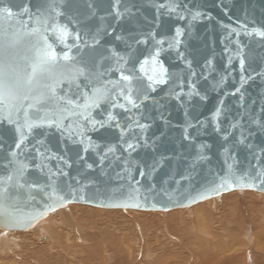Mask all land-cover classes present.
<instances>
[{"label":"water","instance_id":"obj_1","mask_svg":"<svg viewBox=\"0 0 264 264\" xmlns=\"http://www.w3.org/2000/svg\"><path fill=\"white\" fill-rule=\"evenodd\" d=\"M4 6L13 10V23L28 20L15 15L27 7L33 16L42 9L49 28L65 27L66 44L48 36L57 53L73 57L61 61L69 70L111 69L103 79L117 81L122 65L124 74L141 77L142 94L132 96L138 107L120 96L116 107L89 108L85 115L103 127L76 116L61 127L41 121L24 130L19 149L16 125L0 123V176L11 170L4 165L13 151L28 165L25 187L9 193L23 222L0 221L2 229L30 230L53 212L44 208L53 184L61 195L75 192L55 210L81 203L168 211L234 189L264 193V36L254 31L264 32V0H0ZM156 48L162 50L153 64ZM161 65L166 82L149 81ZM217 108L221 114L213 119ZM225 176L232 186L210 191ZM38 212L43 215L28 219Z\"/></svg>","mask_w":264,"mask_h":264},{"label":"snow or ice","instance_id":"obj_2","mask_svg":"<svg viewBox=\"0 0 264 264\" xmlns=\"http://www.w3.org/2000/svg\"><path fill=\"white\" fill-rule=\"evenodd\" d=\"M52 10L54 11L55 8ZM37 13L38 15L33 16L25 7L15 15H27L28 20L16 19L13 23V10L8 6L0 7V21L7 25H0V123L6 121L16 125V131L20 136L19 141L15 144L17 149L26 139L24 130L31 132L33 127L38 126L41 121L61 127L65 120L76 116L91 123L93 128L97 124L103 127V122L92 121L89 116L85 115L89 108L100 107L104 102L116 107L120 96L133 107H138L132 96L133 93L137 96L142 94V85L139 83L141 77L132 70H129L132 71V74H124L122 65L116 69L120 72V80L117 81L103 79L111 69L94 72L84 66H73L69 70L61 64V61H70L73 60V57L70 56L69 51L62 54L57 53L48 36L49 32L54 33L56 40L66 44L68 30L57 24H53L49 28V17L42 9L38 8ZM29 24L35 26L29 27ZM254 31L258 35L264 36V32ZM177 35H179V30H177ZM24 37L27 39L23 49H18L17 46L20 45ZM76 38L79 39V36ZM157 43L162 45L163 41H157ZM171 46L170 44L169 47ZM161 50V48H156L155 52L151 54L153 64L157 63L156 57L160 55ZM147 62L146 58L144 63ZM117 63L119 64V61ZM240 63L243 65V59ZM141 71H143V65H141ZM166 72L167 70L161 65L158 76H149L148 79L153 83H165ZM243 79L241 77V80ZM85 81L86 83H84ZM133 81H137V83L134 84ZM116 89H119V92L113 95ZM80 98L85 101L83 105L78 103ZM119 107L124 108L125 105L121 104ZM78 109H83V111H77ZM221 111V108H217L213 119H216ZM111 119L113 117L109 114V120ZM116 126L119 127L118 124ZM139 127L143 129L147 126L139 125ZM128 148L132 149L134 145L128 143ZM9 165H12L11 170L6 175L0 176V221L5 222L7 226H12L13 223L19 224L23 221L15 217L13 211L15 204L9 193L12 188L25 187L24 176L28 165L16 159L14 151L11 153V159L4 165L5 169H8ZM35 186L29 185V187ZM49 186L52 188V192L48 194V199L52 203H45V210L51 208L54 211L56 203L62 204L66 197L75 194L74 190L70 189L61 195V190L54 184ZM231 186L229 178L225 176L221 177L220 183L214 184L210 191L219 192L221 189ZM134 191H138V189H134ZM39 215H43V213L38 212L28 219L34 220Z\"/></svg>","mask_w":264,"mask_h":264},{"label":"bare ground","instance_id":"obj_3","mask_svg":"<svg viewBox=\"0 0 264 264\" xmlns=\"http://www.w3.org/2000/svg\"><path fill=\"white\" fill-rule=\"evenodd\" d=\"M237 194H228V195L226 194V196L224 198V202L222 203V206L218 202L219 200L217 201V198H216L211 203L210 207H206V206H203L201 204H195V205L190 206V208L188 210H184V207L182 209H178V210L172 209L173 210L172 212H170L168 210L169 214L164 213L165 214L164 216H160V214H143V215H140V216H144L145 219L147 218V220L149 219L150 222L149 221L148 222L150 225L148 226V224L147 225L135 224L136 225L135 226L133 223L134 226L129 225V227H132V230L130 231L131 233L137 232V234H136V236L138 235L137 240H138V242H140V240H141L142 245L137 246L138 242L137 243L134 242L133 244L130 243L129 238L127 239V243H126V240H122V239L121 240L119 239L120 242L118 241L119 247H118L117 251H115V252L123 253V254H124V252H126L127 256H128V258H126V260L120 259L121 258L120 255L117 254V256H118L117 260L113 261L112 259L115 257L110 259L112 255H110V253L107 254L106 252H104V254H103V251L101 249V250H98L99 252H97L96 257L93 256V259L96 261H93L91 256H90V258L86 259L88 257V255L86 254L87 256H85V255L81 256V254H79L80 253V251H79V253H77V256L79 254V258L77 260H76V257L74 259V256H73V259H72L73 264H96V262L98 264H186L188 259L186 260V262H183V263L180 260L173 259L176 254H174V255H171V254L173 252L177 251L178 248L182 252L187 251L190 254H192V256L188 255L189 257L191 256L190 258H192V257L195 258V256H197V257L200 256L199 259H201V260H199V262L200 261L201 262L200 263L198 262V264H239V262L242 263L246 258H247L248 264H255V263L264 264V256L261 255L260 253H258L260 250H261L260 251L261 253L264 252V228H261V229L258 228L257 234L254 237L250 236L252 234L251 233L252 228H250L249 226H247L245 228V233H246L245 237H243V240L240 241L241 244L243 245L242 250L244 249V251H246L245 255L243 254V251H242L243 255L241 254L240 248L238 250H233V249H230L229 246L225 247V245L228 243H225L223 240L218 238V219L221 220V218L224 216V218H226V219H232L233 220V218L235 217V214H236V208L233 205L234 204H240V203L242 204V202H244V200L246 202L247 197L251 196V194H247L246 196H240ZM227 204H228V208L226 207ZM221 208H224L226 211L224 214L222 213L221 215H219ZM59 209H61V208H59ZM59 209L48 213L44 218L39 220L36 223V225L32 228V229H34L33 232H34L35 236L34 235L33 236L35 237L34 238L35 240H31V241L28 240L27 241V243L30 241V243L28 244V249L31 251V253L34 254L33 256H35V254H37V252L43 248V245L45 242L40 241V239L43 237H46L48 235L50 236L48 242H51V245L56 246V248L60 250V252L57 250V253L55 255H49L47 257H43V260L40 261L41 264H47L49 262L48 260H50L52 262V264L60 263L61 262L60 256H61V254H63V250H64V248L62 249V247L64 246L63 244L70 242L76 236H77L76 237L77 241L78 240L83 241V240H81V237H82L81 232H83V230L77 229L78 226L76 225V222L73 219V216L71 215V213H68L65 210H62L63 208L61 209V211ZM58 211H60V212H58ZM80 211L83 212L86 216L88 215L87 217H89L90 214H92L93 216H94V214H98V215L100 214L101 215L102 212L112 214V212H107V210L89 208V207H82V208H80ZM255 211H257L258 215L261 214V216L264 217V209H257V207H255ZM113 213H114V211H113ZM118 213H120V212H118ZM245 213H246V211H245ZM116 214H117V212H116ZM123 216L126 217L127 215L122 214V216H120V217H123ZM108 217H110V216H108ZM236 217H237V215H236ZM90 218L91 217H89V219ZM89 219L88 220L86 219V221L92 222L93 220H95V219H93V220H89ZM142 219H143V217H142ZM145 219H143L144 220L143 223L144 222L147 223V221ZM115 220H117V219H115ZM137 220H135V221H137ZM96 221H97V219H96ZM130 221H131V219H130ZM113 222H115V221H113ZM124 222H122V223H124ZM245 222H247V221H245ZM245 222H243L240 225V227H239L240 229L243 228V224ZM60 223L61 224L63 223V225H66L68 227L63 228V226H60V227L56 228V226H58ZM103 223H106V222L103 221ZM107 223H109V220ZM139 223H141V222H139ZM118 225H119V223H118ZM229 225H231V222H229L227 225H224V226L226 228V226H229ZM99 226L101 227V225H99ZM149 227H151V228H149ZM215 227L217 228V230L215 229ZM72 228H75V230H73V231L66 230V229H72ZM102 228L104 229L106 227H102ZM116 228H118V227H116ZM32 229H30V230H32ZM122 229H123L122 227H119V230H117V231H120ZM89 230L91 231V229H89ZM99 230H100V233H101V231L103 232L102 229H99ZM126 230H127V228H126ZM5 231L8 234H6V235L3 234ZM127 231H129V230H127ZM151 231L161 233V236H160V234L156 236V233H155V237H153V238H156L155 239L156 240L155 245L150 244L148 242L143 243V241H144L143 238H146V236L149 235L151 233ZM0 232H2V233H0V255H4V256L10 255L11 256L10 259L13 261L14 260L17 261V260L21 259L22 257H20V255H21V253L24 252V250L20 254L16 253L12 256L13 249H14V252L20 251V245L17 243L18 239L15 237H11L12 232H10L9 230H4L0 227ZM65 232H66V239L63 241L62 239H63ZM15 233H17V232L15 231ZM75 233H78V235H75ZM92 233L93 232H91L92 238L94 236H95V238L99 237V234L94 233L92 236ZM27 234H28V232H27ZM117 234H121V233H117ZM29 235H32V234H30V232H29ZM83 235H84V232H83ZM129 235H131V234L129 233ZM30 237H32V236H30ZM125 237H127V236L125 235ZM84 238H86V236ZM24 239H26V238H24ZM87 239H89V238H87ZM110 239H112V236ZM150 239L151 238H149V240ZM84 240H86V239H84ZM93 240H95V239H93ZM77 241H76V243H77ZM89 241H91V240L89 239ZM96 241L98 242L97 239H96ZM103 242H104V239H103ZM87 243H88V241H87ZM73 244L75 245V243H73ZM85 244H86V241H85ZM99 244H102V243L99 242ZM105 244L106 243H104L103 245H105ZM82 245H81V247L80 246L79 247L82 248L83 251L86 252L87 249H90L89 246L86 248V247H83L84 245L83 246ZM110 245H115V244L110 243ZM70 246L68 247V249L70 248ZM97 246H96V250L101 248V247L97 248ZM71 247H73V246H71ZM112 247H114V246H112ZM16 248H18V249L15 251ZM77 248H78V246H77ZM93 248H95V246ZM74 250H76L75 247L73 250L71 248V251H69V252L73 253ZM78 250H79V248H78ZM93 250H92V252H93ZM96 250L94 252H96ZM162 250H166V252L159 255L158 252L162 251ZM26 251H28V250H26ZM238 251H240V253H238ZM69 252H68V255L70 257L71 255L69 254ZM135 252H136V254H138V256H141L143 254L146 256L154 254L153 257L158 256V258L153 259L154 263L153 262L142 263L141 261H139L140 262L139 263V262H137V259L134 258ZM89 253H91V252H89ZM165 253H167V254H165ZM82 254H83V252H82ZM168 254H169V257L167 258L166 255H168ZM25 255H24V257H25ZM30 256H31V254H30ZM63 256H64V254H63ZM201 256H202V258H201ZM148 257L150 258L151 256H148ZM66 258H68V257H66ZM186 258H188V257H186ZM196 258L194 260H196ZM166 259H173V262H172V260H166ZM191 260H193V258ZM194 260L192 263H194ZM197 260H196V263H197ZM1 261L3 263V261H5V257L0 256V262ZM21 262L26 263L27 260L24 261L21 259L19 263L22 264ZM190 262H188V263L192 264ZM10 264H12V263H10ZM69 264H70V261H69ZM242 264H245V263L243 262Z\"/></svg>","mask_w":264,"mask_h":264},{"label":"rangeland","instance_id":"obj_4","mask_svg":"<svg viewBox=\"0 0 264 264\" xmlns=\"http://www.w3.org/2000/svg\"><path fill=\"white\" fill-rule=\"evenodd\" d=\"M238 193V194H237ZM226 194L228 195V194H237V195H240V196H246L247 194H251V196H249V197H247L246 198V202H245V200H244V202H242V204L240 203V204H234L233 206L236 208V214H235V217L233 218V220L232 219H226V218H224V216L221 218V220H219L218 219V238H220L221 240H223L225 243H228V244H226L225 245V247H227V246H229V248L230 249H233V250H238L239 248H240V250H241V254H242V251H243V254L245 255V253H246V251H244V249L242 250V248H243V245L241 244V240H243V237H245V228L247 227V226H249L250 228H252L251 229V235L250 236H255L256 234H257V229L258 228H264V217H262L261 216V214L260 215H258V213H257V211H255V207H257V209H264V193L263 192H260V191H256V190H253V189H243V190H240V189H234V190H231V191H228V192H225V193H222L220 196H215V197H211V198H209V199H207V200H204V201H200V202H197V203H195V204H201V205H203V206H206V207H210V205H211V203L217 198V201L221 204V206H222V203L224 202V198H225V196H226ZM195 204H193V205H195ZM245 204V205H244ZM242 205V206H241ZM192 206V205H191ZM255 206V207H254ZM82 207H89V208H96V209H102V210H107V212H112V214L111 213H103L102 212V214L100 215H98V214H94V216L92 215V214H90V216L89 217H91L90 219H89V217H87L83 212H81L80 211V208H82ZM226 207L228 208V204L226 205ZM63 208V209H62ZM61 209L62 210H65L66 212H68V213H71V215L73 216V219L75 220V222H76V225L78 226V228L77 229H82L83 230V232H84V235H83V232H81L82 234H81V240H83V241H77V239H76V237L74 238V239H72L70 242H68V243H66V244H63L64 246L62 247V249L64 248V250H63V254H64V256H63V254H61V256H60V258H61V262L60 263H57V264H69V261H70V264H73V256H74V259H75V257H76V260L79 258V254H81V256L82 255H85V256H87L88 255V257L86 258V259H88V258H90V256H91V258H92V260L93 261H96V260H94L93 259V256H97V252H99L98 250H101L102 249V251H103V254H104V252H106L107 254H109L110 253V255H112L111 256V258L110 259H112L113 257H115V258H113L112 260L113 261H115V260H117V258H118V256H117V254H119L120 255V259H124V260H126V258H128V256H127V253L126 252H124V254L123 253H117V252H115V251H117V249H118V247H119V244H118V241H119V239L121 240H126V243H127V239L129 238V240H130V243H134V242H138V240H137V236H136V234H137V232L136 233H131L130 231L132 230V227H129V225H131V226H134L135 224H140V225H147L148 224V226L150 225L149 224V219L147 220V218L145 219V217L144 216H140V215H143V214H160V216H164L166 213L167 214H169V211L170 212H172L173 210L171 209H169V211H154V210H140V209H133V208H102V207H94V206H90V205H84V204H80V203H70L69 204V208H65V207H62ZM183 207H178V208H173L174 210H178V209H182ZM190 208V206L189 207H184V210H188ZM61 209H59L60 211H61ZM111 210V211H110ZM60 211H58V212H60ZM113 211H114V213L116 214V212H117V214L115 215L114 213H113ZM225 209L224 208H221L220 209V213H219V215H221L222 213L224 214L225 213ZM245 211H246V213H245ZM118 212H120V213H118ZM162 213V214H161ZM165 213V214H164ZM107 214V215H106ZM110 214V215H109ZM122 214H125V215H127L126 217H120V216H122ZM93 217H92V216ZM103 215V216H102ZM131 215V216H130ZM236 215H237V217H236ZM100 216V217H99ZM102 216V217H101ZM108 216H110V217H108ZM87 217V218H86ZM113 217V218H112ZM141 217V218H140ZM142 217H143V219H145L146 221H147V223H143V219H142ZM99 218V219H98ZM122 218V219H121ZM140 218V219H139ZM86 219L88 220H93V219H95V220H93L92 222H89V221H86ZM96 219H97V221H96ZM115 219H117V220H115ZM130 219H131V221H130ZM138 219V220H137ZM100 220V221H99ZM108 220H109V223H107L108 222ZM112 220V221H111ZM119 220V221H118ZM135 220H137V221H135ZM99 221V222H98ZM102 221V222H101ZM103 221L104 222H106V223H103ZM113 221H115V222H113ZM125 221V222H124ZM127 221V222H126ZM149 221V222H148ZM245 221H247V222H245ZM98 222V223H97ZM101 222V223H100ZM122 222H124V223H122ZM139 222H141V223H139ZM229 222H231V225H229V226H226V228H225V226L224 225H227ZM243 222H245L244 224H243V228L242 229H240L239 227H240V225L243 223ZM100 223V224H99ZM117 223V224H116ZM118 223H119V225H118ZM130 223V224H129ZM133 223H134V225H133ZM153 223V222H152ZM105 224V225H104ZM109 226H108V225ZM99 225H101V227L99 226ZM112 225V226H111ZM123 225V226H122ZM127 225V226H126ZM60 226H63V228H67L68 226H66V225H63V223L61 224H59L58 226H56V228H58V227H60ZM66 226V227H65ZM76 226V227H77ZM115 226V227H114ZM136 226V225H135ZM100 227V228H99ZM102 227H106V228H102ZM112 227V228H111ZM116 227H118V228H116ZM119 227H122L123 229L122 230H120V231H117V230H119ZM102 229L103 230V232L101 231V233H100V230L99 229ZM126 228H127V230H129V231H127L126 230ZM149 228H151V227H149ZM89 229H91V231L89 230ZM108 231H107V230ZM215 229L217 230V228L215 227ZM33 230L34 229H32V230H24V231H16L17 233H15V231H10V232H12L11 233V237H15V238H17L18 239V241H17V243L20 245V251H16L18 248H16L15 249V251L16 252H14V249H13V254H12V256L14 255V254H20L23 250H24V252L23 253H21V255H20V257H22L21 259L22 260H24V261H26L27 260V262L25 263V262H21L22 264H41V262L40 261H42L43 260V257H47V256H49V255H55L56 253H57V250L60 252V250L59 249H57L56 248V246H53V245H51V242H48L49 241V238H50V236L48 235V236H46V237H43V238H41L40 239V241H42V242H45L44 243V245H43V248L40 250V251H38L37 252V254H35V256H33L34 254L33 253H31V251L28 249V244L30 243V241L31 240H35L34 238V232H33ZM66 230H71V231H73V230H75V228H72V229H66ZM87 231V232H86ZM89 231V232H88ZM111 231V232H110ZM19 232V233H18ZM22 232V233H21ZM27 232H28V234H27ZM29 232H30V234H32V235H29ZM91 232H93L92 233V236H93V234L94 233H97V234H99V239L98 238H95V236L92 238L91 237ZM116 232V233H115ZM0 233H2V232H0ZM74 233V232H73ZM115 233V234H114ZM117 233H121V234H117ZM129 233L131 234V235H129ZM155 233H156V236L157 235H159L160 234V236H161V233H157V232H152L151 231V233L149 234V235H147L146 236V238H143L144 239V241H143V243L145 242H148V243H150V244H156V238H153V237H155ZM3 234H8L6 231L3 233ZM24 234V235H23ZM104 234V235H103ZM117 234V235H116ZM153 234V235H152ZM26 235V236H25ZM34 235V236H33ZM75 235H78V233H75ZM107 235V236H106ZM109 235V236H108ZM119 235V236H118ZM125 235L127 236V237H125ZM135 235V236H134ZM151 235V236H150ZM30 236H32V237H30ZM86 236V238H84ZM90 236V237H89ZM111 236H112V239H110L111 238ZM118 236V237H117ZM121 236V237H120ZM134 236V237H133ZM23 237V238H22ZM125 239H124V238ZM136 237V238H135ZM24 238H26V239H24ZM87 238H89L91 241H89V239H87ZM107 240H106V239ZM116 238V239H115ZM134 238V239H133ZM149 238H151L150 240H149ZM162 238V237H161ZM66 239V232L64 233V236H63V241ZM84 239H86V240H84ZM93 239H95V240H93ZM96 239L98 240V242L96 241ZM103 239H104V242H103ZM133 239V240H132ZM22 240V241H21ZM28 240H30L28 243H27V241ZM93 240V241H92ZM112 240V241H111ZM248 240V239H247ZM20 241V242H19ZM76 241H77V243H76ZM85 241H86V244H85ZM87 241H88V243H87ZM111 241V242H110ZM75 243V245L73 244V243ZM83 242V243H82ZM92 242V243H91ZM97 242V243H96ZM99 242L100 243H102V244H99ZM120 242V241H119ZM70 243V244H69ZM104 243H106L105 245H103ZM110 243L111 244H115V245H110ZM26 244V245H25ZM78 244V245H77ZM84 246H83V245ZM90 244V245H89ZM71 245V246H73V247H71L70 246V248L68 249V247ZM81 245L83 246V247H88L89 246V248L90 249H87V251L85 252V251H83V249L82 248H80L81 247ZM86 245V246H85ZM98 245V246H97ZM108 245V246H107ZM118 245V246H117ZM140 245H142V243H141V240H140V242H138V245L137 246H140ZM77 246H78V248H79V250H78V248H77ZM80 246V247H79ZM91 246V247H90ZM95 246V248H93ZM96 246H97V248L98 247H101V248H99V249H97L96 250ZM106 246V247H105ZM111 246V247H110ZM112 246H114V247H112ZM117 248H116V247ZM74 247H75V249L76 250H74L73 251V253H70L69 251H71V248H72V250L74 249ZM94 250H93V249ZM116 248V249H115ZM114 249V250H113ZM26 250H28V251H26ZM89 250V251H88ZM92 250H93V252H92ZM96 250V252H94ZM69 252V254L71 255L70 257H69V255H68V252ZM79 251H80V253H79ZM101 251V252H102ZM261 251V250H260ZM258 252V253H260L261 255H263L264 256V252L263 253H261V252ZM26 252V253H25ZM65 252V253H64ZM67 252V253H66ZM82 252H83V254H82ZM89 252H91V253H89ZM112 252V253H111ZM164 252H166V250H162V251H159L158 252V254L160 255V254H162V253H164ZM186 252V253H185ZM77 253H79L78 254V256H77ZM225 253V252H224ZM238 253H240V251H238ZM26 254V255H25ZM29 254V255H28ZM30 254H31V256H30ZM76 256H75V255ZM87 254V255H86ZM115 254V255H114ZM122 254V255H121ZM135 255V259H137V262H139V261H141L142 263H144V262H153L154 263V261H153V259H155V258H158V256L157 257H153V255H141V256H138V254H136V252L134 253ZM165 254H167V253H165ZM174 254H176L175 256H174V258L173 259H177V260H180V261H182V263L183 262H186V260L188 259V261L186 262V264L188 263V262H190V263H192L193 262V260L197 257V256H195V258L194 257H192L193 258V260H191L192 258H190L191 256H192V254H190L189 252H187V251H181V250H179V248L177 249V251H175V252H173L171 255H174ZM242 254V255H243ZM24 255H25V257H24ZM183 255V256H182ZM188 255H191L190 257L188 256ZM0 256H3V257H5V261H3V263H2V261L0 262V264H10V263H12V264H20L19 262H20V260L21 259H19V260H17V261H13V260H11L10 259V255H6V256H4V255H0ZM28 256V257H27ZM123 256V257H122ZM148 256H151L150 258L148 257ZM7 257V258H6ZM27 257V258H26ZM66 257H68V258H66ZM144 257V258H143ZM166 257L168 258L169 257V254L168 255H166ZM176 257V258H175ZM181 257V258H180ZM186 257H188V258H186ZM186 258V259H185ZM200 258V256H198L197 258H196V260H197V263H196V260H194V263H192V264H198V262H199V260H201V259H199ZM201 258H202V256H201ZM139 259V260H138ZM145 259V260H144ZM173 259H166V260H172V262H173ZM182 259V260H181ZM148 260V261H147ZM165 260V261H166ZM185 260V261H184ZM49 262L47 263V264H52V262L50 261V260H48ZM65 261V262H64ZM164 261V262H165ZM179 261V262H180ZM201 262V261H200ZM199 262V263H200ZM245 264H248V262H247V258L243 261ZM242 262V263H243ZM78 263V262H77ZM140 263V262H139ZM181 263V262H180ZM242 263H240L239 262V264H242ZM96 264H98L97 262H96ZM189 264V263H188ZM255 264H257V263H255Z\"/></svg>","mask_w":264,"mask_h":264}]
</instances>
